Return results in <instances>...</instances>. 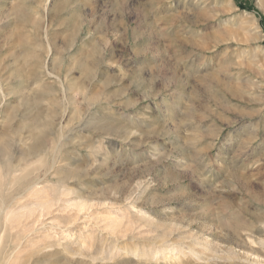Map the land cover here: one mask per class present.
Returning <instances> with one entry per match:
<instances>
[{
    "label": "rangeland",
    "instance_id": "374dc122",
    "mask_svg": "<svg viewBox=\"0 0 264 264\" xmlns=\"http://www.w3.org/2000/svg\"><path fill=\"white\" fill-rule=\"evenodd\" d=\"M5 140L0 264H264V0H0Z\"/></svg>",
    "mask_w": 264,
    "mask_h": 264
},
{
    "label": "bare ground",
    "instance_id": "6f19581e",
    "mask_svg": "<svg viewBox=\"0 0 264 264\" xmlns=\"http://www.w3.org/2000/svg\"><path fill=\"white\" fill-rule=\"evenodd\" d=\"M81 66V65H80ZM82 66H84L83 64H82ZM82 66H81V68H82ZM85 66H87L86 64H85ZM90 67V66H89ZM92 68V67H91ZM84 69V68H83ZM86 70H88L89 71V68L88 67H86L85 68ZM69 101V100H68ZM41 136V135H40ZM36 139V138H35ZM20 140H22V138L20 139ZM37 145H38V141H35V142H33L32 143V145H31V147H29L30 148V150L31 149H34V148H39V147H37ZM57 146V145H56ZM55 146V147H56ZM58 146H59V144H58ZM0 149H1V151H2V156H3V158H2V169L4 170V171H8L9 170V168L11 167L10 165V154H8V152H10V150H11V142L9 141V140H5V141H2V143H1V145H0ZM60 151V150H59ZM55 162H56V160L54 159V160H52V163H51V165H50V167H49V169L50 168H52L53 167V165H55ZM38 179H39V177H35L34 179H33V181H32V183H33V185H35V184H37L38 183ZM41 180V179H40ZM2 185V184H1ZM32 186V185H31ZM0 192H2L1 190H0ZM3 199H2V196H0V210H1V212L2 211H5L4 210V208H3ZM205 237V236H204ZM203 237V238H204ZM202 241V240H201ZM261 241V240H260ZM180 242H182V241H180ZM198 242V241H197ZM197 242H192V243H188V244H185V246L184 245H182L181 243H172V244H167V245H164V246H158V247H153L152 249H149V250H143V249H140V248H134L133 249V255H135V256H142V255H144L145 256V254L146 255H149L150 257H148V258H150V259H155V260H157V259H159V260H161L160 261V263L162 262H166L167 260L168 261H170V262H174L175 260H176V258L178 257V254L180 253V252H187V253H189V254H191V255H194V256H196V258H198V260L200 259H202V260H207L208 259V256H207V252L208 251H211L210 249H208L209 247H207L206 245H207V243H210L209 241H208V239H206V238H204V241H202V242H198L199 244H200V247H198V248H201V249H197ZM262 242V241H261ZM203 246H202V245ZM179 245V246H178ZM0 253H1V250H0ZM232 253V252H231ZM185 254V253H184ZM181 256H183V255H181ZM152 259V260H153ZM180 259H181V257H180ZM166 260V261H165ZM158 261V260H157ZM159 262V261H158ZM155 263H157V262H155Z\"/></svg>",
    "mask_w": 264,
    "mask_h": 264
},
{
    "label": "trees",
    "instance_id": "16d2710c",
    "mask_svg": "<svg viewBox=\"0 0 264 264\" xmlns=\"http://www.w3.org/2000/svg\"><path fill=\"white\" fill-rule=\"evenodd\" d=\"M239 6L240 7H244V8H248V7H246L245 5H242V4H239Z\"/></svg>",
    "mask_w": 264,
    "mask_h": 264
}]
</instances>
